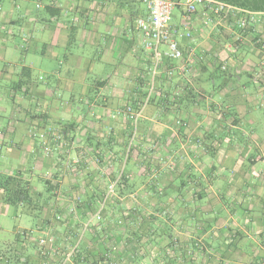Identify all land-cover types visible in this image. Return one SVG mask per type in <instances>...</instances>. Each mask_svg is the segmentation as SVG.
<instances>
[{
	"label": "crops",
	"instance_id": "0c3cea01",
	"mask_svg": "<svg viewBox=\"0 0 264 264\" xmlns=\"http://www.w3.org/2000/svg\"><path fill=\"white\" fill-rule=\"evenodd\" d=\"M1 1L0 94L13 106H0V264H58L75 247L67 264L91 256L102 264H264V65L252 60L254 34L236 39L234 24L203 27L193 15L197 57L186 72L162 75L133 133L114 112L148 84L149 53L135 25L143 0ZM16 34L26 46L8 45ZM52 124L64 147L46 156L34 133ZM121 168L131 176L103 203ZM17 181L30 200L9 203ZM10 217L32 231L16 228L17 245L4 236Z\"/></svg>",
	"mask_w": 264,
	"mask_h": 264
},
{
	"label": "built area",
	"instance_id": "2783aa9c",
	"mask_svg": "<svg viewBox=\"0 0 264 264\" xmlns=\"http://www.w3.org/2000/svg\"><path fill=\"white\" fill-rule=\"evenodd\" d=\"M143 2L146 12L144 15L136 17L135 25L140 33L141 46L149 53L148 84L142 96L132 104L125 103L117 107L114 112L115 115H123L129 120L133 133L136 132L139 120L149 105L162 75L171 78L175 74L186 72L190 59L197 57L195 46L192 44L190 20L193 15L199 14L203 27L214 28L217 25L234 24L238 29L236 39H242L240 33L254 34L251 43L256 49L260 64L264 65V11H251L219 0H143ZM177 6H183L181 24L171 22L172 11ZM82 10L80 8V11ZM199 58L200 56H198ZM171 60L183 61L181 64L172 65L169 63ZM218 67L221 72L227 70V65L224 62H220ZM176 123L179 124L180 121L177 120ZM34 136L40 141L46 156H50L53 152L64 147V135L56 124L50 125L42 132L34 133ZM109 157L103 156V160L108 165L111 164ZM123 173L124 170L121 168L115 178L108 182L103 203L116 195V186ZM129 176L131 174L128 173L127 177ZM102 205L93 215L96 220L100 219ZM31 232L30 230H21L19 234L30 237ZM38 242L40 245H44L46 240L40 238ZM73 250L74 248L65 251L58 264H67Z\"/></svg>",
	"mask_w": 264,
	"mask_h": 264
},
{
	"label": "trees",
	"instance_id": "16d2710c",
	"mask_svg": "<svg viewBox=\"0 0 264 264\" xmlns=\"http://www.w3.org/2000/svg\"><path fill=\"white\" fill-rule=\"evenodd\" d=\"M219 1H223V2H226V3L232 4V5H235L237 7H240V8H243V9H247V10H251V11H264V0H219ZM44 9L45 10H49V11L51 10L50 11L51 12L50 15H52V16H55L59 12V9H53L49 5H45ZM20 74L23 77H27L29 75V69L27 67H22ZM22 85H23L22 82L21 81H18L15 86H16V88L21 89L22 88ZM133 102H131V104ZM128 104H130V103H128ZM69 126L70 125L68 123H64L63 124L62 131H63L64 134L67 132L66 130H67V128ZM62 131L60 130L61 133H62ZM99 152L101 153L99 156L103 160V153L101 151H99ZM112 158L113 157H109L108 159H110V161H112ZM128 173L124 171V173L121 175L120 181L117 183L116 190L117 189H123L124 188L125 183L127 182V180L130 177V176L127 177V174ZM114 178H115V176L113 177V179ZM113 179H111V180H113ZM10 180H11V178L8 180V182ZM112 198H113V196L110 197L109 199L105 200V203L108 202L109 200H112ZM5 199L9 203L30 200V196L28 194V189L26 187V183L20 184L17 181L16 184H15V187L13 189H10V190L6 191V193H5ZM127 216H128V214H124L123 217L121 215L122 218L121 217H118L116 219L117 224L120 225L122 223L124 217L126 218ZM100 218H102L101 212H100ZM76 249L77 248L75 247L74 250H73L72 255H74V254L77 253L76 252ZM166 250L167 249H165V252H166ZM85 264H102V263L100 262V259L98 257L96 258V257H92L91 256L90 259H87V261H86Z\"/></svg>",
	"mask_w": 264,
	"mask_h": 264
},
{
	"label": "rangeland",
	"instance_id": "374dc122",
	"mask_svg": "<svg viewBox=\"0 0 264 264\" xmlns=\"http://www.w3.org/2000/svg\"><path fill=\"white\" fill-rule=\"evenodd\" d=\"M180 1H184V0H180ZM1 2H7V1H1L0 0V3ZM181 9H183V6H177V7H175L173 9L172 18H171L172 22L177 21V19L180 17ZM7 43H8L9 46L12 47V49L15 48L14 46H20V45H23L22 47L26 46L25 43L21 42V38L17 34L14 35V36L9 37V39L7 40ZM80 48L81 47H79L78 43H77V45H73V49L74 50H77V49H80ZM89 50H90V47L87 46V45L86 46L84 45V47L82 48V51H86V53ZM20 54L21 53H20V51L18 49L14 50V57H12L13 59H15L14 62H18L19 61ZM257 59H258V57H254V56L252 57L253 61H256ZM26 62H33V60L32 61L28 60ZM34 66H35V68H39L40 67L38 61H34ZM36 73L38 74V71ZM39 78H43V76L40 75ZM222 81H223V75H221L219 73L216 74L215 82L221 84ZM240 84L247 86L248 89L252 88V86H253V83L251 82V79L246 74H244ZM3 88H5V86L3 84H1L0 89H3ZM0 106L6 108L7 112H9V111H11V108H12L13 105H12L11 101L7 98L6 95H1L0 94ZM77 107H79V109L76 110L77 112H79V113L80 112L87 113V108H86L85 103H79V104H77ZM35 133H37V132H35ZM38 133H39V131H38ZM18 217H20V216L18 215ZM9 223H10V233L6 234L4 236H5V238H9L10 241L15 242V244L17 245L18 243H17V238H16V236L14 234V230H16V228H17V231L20 232L21 231L20 228H23L26 223L24 222V218L21 221L20 218H11V217H10Z\"/></svg>",
	"mask_w": 264,
	"mask_h": 264
}]
</instances>
